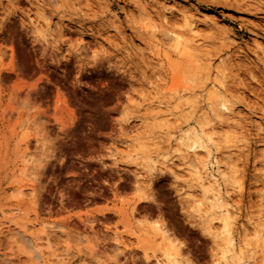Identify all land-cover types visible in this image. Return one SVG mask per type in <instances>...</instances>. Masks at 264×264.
I'll use <instances>...</instances> for the list:
<instances>
[{"label": "rangeland", "instance_id": "374dc122", "mask_svg": "<svg viewBox=\"0 0 264 264\" xmlns=\"http://www.w3.org/2000/svg\"><path fill=\"white\" fill-rule=\"evenodd\" d=\"M184 18L200 29L198 63L182 58L172 41L160 46L150 36L154 23L158 37L164 30L187 32ZM164 52L169 61L152 55ZM219 64L226 67L222 90L234 99V112L219 119L209 113L221 145L215 142L207 158L200 147L177 157L171 165L177 182L161 157L174 149L178 130L199 129L213 79L204 68ZM176 73L198 79L182 81L181 94L172 93ZM159 100L165 109L158 113ZM201 126L209 144L210 130ZM227 126L237 130L233 148H224ZM228 152L238 177L225 183L219 171ZM188 158L205 162V172L217 177L233 210L234 248L252 254L249 264H264V0H0V221L7 226L0 264H40L14 234L17 226L38 232L39 221L61 226L36 241L42 257L68 253V261L49 258L48 264H146L143 243L153 262L166 244L148 231L154 223L179 247L180 264H223V241L202 229L205 214L193 215L177 189L182 184L199 193L185 172ZM20 184H27L20 187L22 200ZM119 235L126 247L115 249Z\"/></svg>", "mask_w": 264, "mask_h": 264}, {"label": "bare ground", "instance_id": "6f19581e", "mask_svg": "<svg viewBox=\"0 0 264 264\" xmlns=\"http://www.w3.org/2000/svg\"><path fill=\"white\" fill-rule=\"evenodd\" d=\"M186 1V0H185ZM181 2V1H180ZM178 3V2H177ZM182 3V2H181ZM186 5H187V3H186ZM189 5V4H188ZM190 6H191V4H190ZM144 8V7H143ZM190 8V7H189ZM192 8V7H191ZM194 9V8H193ZM143 10V9H142ZM144 11H146L145 9H144ZM195 13H196V11H195ZM145 14V13H144ZM148 14V13H147ZM202 15V14H201ZM147 16V15H146ZM203 17H204V15H202ZM207 16V15H206ZM165 17V16H164ZM208 17V16H207ZM206 17V18H207ZM150 18V17H149ZM146 19H147V17H146ZM165 19V18H164ZM185 19V20H184ZM183 20H184V23L183 24H185L186 26H187V28H186V30H187V32H176V31H173V30H164L163 32H161L160 33V36L158 37V36H156L157 34L156 33H154L155 31H156V25H150V30H151V33H152V35L150 34V36L152 37V39H153V41H155V43L157 44V45H160V46H164V45H167L166 43L167 42H170V41H172L174 44H173V47H174V49H176L178 52H179V54H180V56L182 57V58H184L186 61H188L189 63H198L199 61H200V55L198 54V49H200L201 47H202V45H200L199 46V41L201 40V39H199V35H200V33H198L199 31H200V29H199V27L198 28H196L195 27V25L193 24L194 23V21H192V20H189V19H186V18H184ZM152 20V19H151ZM166 20V19H165ZM193 23H192V22ZM163 22H164V20H163ZM73 23V22H72ZM46 24H48V23H46ZM77 24V23H76ZM74 25H75V23H74ZM48 26V25H47ZM77 27L76 28H79V27H81V26H79V25H76ZM197 26V25H196ZM75 27V26H74ZM75 28V29H76ZM72 29V28H71ZM81 29V28H80ZM197 29H199V31L197 30ZM81 32V31H80ZM146 32V31H145ZM147 34H148V32H147ZM156 34V35H155ZM149 35V34H148ZM199 36V37H198ZM149 39H150V37H149ZM151 39V40H152ZM153 44V43H152ZM202 44V43H201ZM150 45V44H149ZM154 45V44H153ZM203 48V47H202ZM152 50V49H151ZM201 52V51H200ZM199 52V53H200ZM201 54V53H200ZM155 58H164V59H166V60H170L169 58H170V56H169V54L167 53V52H164V53H162V54H159V53H156V54H152ZM156 60V59H155ZM203 61V60H202ZM205 61V60H204ZM226 61V60H225ZM207 62V61H206ZM229 62V61H228ZM203 63V62H202ZM208 63V62H207ZM226 63V62H225ZM224 63V64H225ZM149 64V63H148ZM209 64V63H208ZM222 65H223V63H221ZM227 64V63H226ZM188 65V64H187ZM190 65V64H189ZM203 66H204V63L202 64ZM206 66H208L207 64H205ZM150 66H151V64H150ZM192 66V65H191ZM200 66V65H199ZM203 66H201V68H195V69H202L203 68ZM210 66V65H209ZM217 66H219L217 69L215 68L216 66H214V69L212 68V69H208V70H206V68H204L205 69V72L207 71V75L209 76V75H212L213 76V79H212V82L209 84V87H208V90H207V95H206V102H205V106L208 108V114L207 113H202V111H199L198 112V114L201 112L202 114H197L198 115V121L200 120V123L198 122V125H205V126H207L209 129H207L209 132H210V134H208L207 136H206V138H207V142L209 143V144H205L204 143V141H203V135H202V133H203V128H202V126L200 125L199 126V129H196V128H187V129H185V130H178L179 132H177L178 133V136H177V138H176V142H175V147H173L174 149L173 150H170V151H172L171 153H169V154H166V152H164L165 153V155H162V157L161 158H163L162 160H160L159 162H161V164L164 166V167H166L171 173H172V175H174V177H175V180H177V182H179L178 180H179V175H177L176 174V172H174V171H172V168H171V165H173V162H174V160L178 157V159H180L179 158V156H184V155H186L185 153H188L189 151H192V150H194V151H196L195 150V148H197V147H200V148H202V149H205L206 150V158L207 157H210L211 156V147H216V144H215V142L217 143V141L219 142V144L217 145V147L218 146H220L221 145V143H220V141L219 140H217V138H216V128H215V126H213V125H210L209 123L212 121V119L211 118H213V117H215L216 119L218 118H221L223 115H226V117H227V115L229 116V114H230V111H231V103H230V99L231 98H229V97H227L226 96V94H225V91L223 92V86H224V84H223V79H222V76L225 74V72H224V68H226L225 66L224 67H222V66H220V64L219 65H217ZM195 67H198V65L197 66H195ZM205 67V66H204ZM190 68V67H189ZM192 68V67H191ZM194 68V67H193ZM210 68V67H209ZM204 69H202V70H204ZM185 71V70H184ZM226 71V70H225ZM224 72V73H223ZM187 73V72H186ZM205 74V75H206ZM225 76V75H224ZM197 79H198V77H197ZM197 79H195V80H197ZM194 80V76L192 75V76H185L184 75V73H176V74H174L173 76H172V86L170 87V89H169V91L170 92H172V93H177L179 90L178 89H184L183 88V86H182V81H186V82H190V83H193L192 81ZM194 80V83L196 82ZM204 80H208V79H204ZM189 84V83H188ZM207 85V84H206ZM194 87V86H193ZM201 87V86H200ZM207 87V86H206ZM185 88H187L186 86H185ZM187 92H189V89H185ZM182 91V90H181ZM184 91V90H183ZM205 91H206V89H205ZM178 93H180V92H178ZM206 93V92H205ZM181 94V93H180ZM188 94H190V93H188ZM188 94L187 95H185V96H188ZM192 94V93H191ZM178 95V94H177ZM172 96H173V94H172ZM184 96V95H183ZM185 96L183 97V99L185 98ZM193 96H195V95H193ZM177 97H180V96H177ZM194 98H196V97H194ZM171 99V98H170ZM169 99V100H170ZM173 99V98H172ZM176 99H178V98H176ZM180 99H182V97L181 98H179L178 100H180ZM186 99V98H185ZM166 100H168V99H166ZM168 100V101H169ZM178 100H175V103H176V101H178ZM194 100H196V99H194ZM232 101L234 100L233 98L231 99ZM165 101V100H164ZM170 102V101H169ZM179 102H181V101H179ZM179 102H177V103H179ZM189 101L187 100V103H188ZM197 103L196 104H198V101H196ZM190 103V102H189ZM167 104H168V102H167ZM166 104V106H169V104L167 105ZM182 104V103H181ZM180 104V105H181ZM191 104V103H190ZM193 105H194V102L192 103ZM233 104V103H232ZM175 105V104H174ZM183 106L182 107H185L184 105L185 104H182ZM235 105V104H234ZM163 107H165V105H164V103L162 102V101H157V102H155V109L158 111V113H159V111H161L162 109H165V108H163ZM175 107V106H174ZM192 108H193V106H191ZM153 108H154V105H153ZM171 109H172V106L170 107ZM169 108V109H170ZM195 108V110H196V107H194ZM193 108V109H194ZM200 107H198V109H199ZM154 109V110H155ZM176 109V107L174 108V109H172V110H175ZM179 109V108H178ZM179 110H181V109H179ZM190 110V109H189ZM199 110H201V109H199ZM184 111V110H183ZM197 111V110H196ZM204 111V110H203ZM182 112V111H181ZM189 112H191V110L189 111ZM232 112V111H231ZM234 112V111H233ZM232 112V113H233ZM187 113V112H186ZM192 113V112H191ZM191 113H188L189 115L191 114ZM209 113H212L213 115V117H209ZM229 113V114H228ZM155 114V113H154ZM157 114V113H156ZM194 114H195V112H194ZM178 115H180V114H178ZM187 115V114H186ZM189 115H187V116H185L186 118L189 116ZM211 115V114H210ZM157 116V115H156ZM160 117H161V114L159 115ZM191 116V115H190ZM230 116H232V114L230 115ZM158 117V116H157ZM181 117H183V118H181V119H184V116H182L181 115ZM194 117H196L195 115H194ZM225 117V116H224ZM226 117H225V119H226ZM153 118H154V115H153ZM156 118V117H155ZM162 118H163V116H162ZM160 119V120H163V119H165V118H167V117H164L163 119ZM159 119V118H158ZM188 119H190V118H187V120ZM224 119V123H225V120ZM229 119H231V118H229ZM155 120V119H154ZM157 120V119H156ZM168 120V119H167ZM184 120H186V119H184ZM219 121H221V120H219ZM227 121H230V120H228V118H227ZM233 121V120H232ZM232 121H230V122H232ZM235 121V120H234ZM23 122V121H22ZM157 122V121H156ZM159 122V121H158ZM157 122V123H158ZM162 122V121H161ZM160 122V124L161 125H164L165 124V122H167V121H163L164 122V124H162ZM223 122V121H222ZM229 122V123H230ZM195 123V122H194ZM227 123V122H226ZM233 124V123H232ZM158 125V124H157ZM160 125V126H161ZM222 125V124H221ZM220 125V126H221ZM227 125V124H226ZM225 125V126H226ZM160 126H158V127H160ZM180 126V125H179ZM217 126V125H216ZM219 126V125H218ZM222 126H224V125H222ZM224 126V127H225ZM229 126V125H228ZM227 126V128H229L226 132H225V137H224V142L225 143H227L228 145L227 146H224V148H233V147H235V145L234 144H232L233 143V141H234V138H235V136H234V133H236V131L237 130H235V132L232 130V131H230V128L231 127H228ZM234 127L236 128V126L234 125ZM234 128V129H235ZM221 129V128H220ZM224 129V128H223ZM226 129V128H225ZM232 129V128H231ZM239 129V128H238ZM205 131V130H204ZM220 131H222V130H220ZM219 131V133H221ZM239 131V130H238ZM173 133V132H172ZM171 133V134H172ZM239 133V132H238ZM165 134H166V132H165ZM170 134V135H171ZM167 135H169V134H167ZM174 135H176V133L174 134ZM236 135H238V134H236ZM240 135V134H239ZM156 136V135H155ZM163 137V136H162ZM161 137V138H162ZM176 137V136H175ZM223 137V136H222ZM238 137V136H237ZM157 138H158V135H157ZM157 138H152V140H154L155 141V139H157ZM160 138V139H161ZM214 138H216V140L214 139ZM239 138V137H238ZM151 140V141H152ZM159 140V139H158ZM164 140V139H163ZM223 140V139H222ZM221 140V142H223ZM160 141V140H159ZM145 142V141H144ZM149 142V141H148ZM147 142V143H148ZM162 142V141H161ZM173 142V143H174ZM151 144H154V145H159L158 143V141L155 143H152V142H150ZM149 143V144H150ZM224 143V144H225ZM145 144H146V142H145ZM144 144V146H145V148H146V145ZM150 144V145H151ZM245 144V143H244ZM143 145V144H142ZM140 146V147H137V150L138 151H140L139 150V148H141L142 149V147L143 146ZM148 145V144H147ZM222 145H223V143H222ZM237 145V144H236ZM246 146V145H245ZM148 147H153V145L152 146H148ZM160 147V146H159ZM172 147V146H171ZM244 147V146H243ZM161 148V147H160ZM169 148V147H168ZM222 148V147H221ZM238 148V147H237ZM246 148V147H245ZM156 149H159V148H156ZM198 149V148H197ZM217 149V148H216ZM143 150V149H142ZM146 150H149L148 148H146ZM145 150V151H146ZM167 150V149H166ZM165 150V151H166ZM230 151H231V149H229ZM228 150V151H229ZM247 150V149H246ZM150 151V150H149ZM169 151V150H168ZM214 151H216V150H214ZM185 152V153H184ZM142 153V152H141ZM150 153V152H149ZM163 153V154H164ZM182 153H184V155H182ZM215 153V152H214ZM218 153V152H217ZM231 153L233 154L234 153V150H232L231 151ZM231 153H229L228 152V154H227V158H228V161H225V163H226V166H224L225 167V169H220V173L219 174H221L220 176H221V180L223 181V182H228V181H237L236 179V173H237V166L238 165H236V163H235V161H234V159L233 160H231L232 158H231V156H230V154ZM237 153V152H236ZM27 154V153H26ZM26 154L24 155V156H26ZM144 154H146V153H144ZM148 154V153H147ZM137 155H141V154H137ZM137 155H135L136 157H137ZM143 155V154H142ZM141 155V156H142ZM189 155V154H188ZM214 155V154H213ZM226 155V154H225ZM229 155V156H228ZM238 155V154H237ZM141 156H140V158H141ZM157 156V155H156ZM234 155H232V157H233ZM236 156V155H235ZM234 156V157H235ZM136 157H134L135 158V161H137V158ZM139 157V156H138ZM145 157V156H144ZM146 157H147V155H146ZM146 157L144 158V160L146 159ZM185 157V156H184ZM217 157V156H216ZM215 156L214 157H212V158H216ZM233 157V158H234ZM140 158L138 159V161L140 160ZM183 158V157H182ZM190 158H191V156H190ZM190 158H188L186 161H185V164H186V168H185V172H188V174L194 179V180H196V183L194 182L193 183V179L191 180L192 182V185L193 184H195V186H198V189H199V193L198 194H194V192H195V190H194V192H191L190 190L188 191L185 187H184V185L182 186V184L180 185V184H177V186H178V190L180 191L181 190V193L184 195V201H185V203H186V205L187 206H190L191 207V211L193 212V215L194 214H196V213H200V212H202V213H200V214H205V216L203 217H201V220H200V217H199V220H200V224H201V227H202V229L207 233V234H209V235H211L214 239H216V238H219L221 241H223V244H224V248H225V250H223L222 251V260H223V264H249V262H250V260H251V258H252V254H248L247 255V253H248V251H244V248H239V249H236V248H234V244H233V237H232V226L234 225L232 222H234V221H231L233 218H232V216H231V214L233 213H231L230 214V210H232V209H230V210H228V207H227V202L223 199V197H222V193H221V185L218 183V179H217V177H215V176H213L212 174H209V173H207V172H205L206 171V166H205V162H200V161H195L194 162V160H190ZM147 159L149 160V157H147ZM151 159V158H150ZM27 160H28V158H27ZM27 160H26V157H23V162H27ZM143 160V159H142ZM215 160V159H214ZM213 160V161H214ZM227 160V159H226ZM236 160V159H235ZM153 161V160H152ZM151 161V162H152ZM141 162V160L139 161V163ZM143 162V161H142ZM141 162V163H142ZM215 162L216 161H214V163L213 164H215ZM236 162H237V160H236ZM134 163V162H133ZM139 163H137V162H135V166L137 167L138 165H139ZM156 163V162H155ZM154 163V164H155ZM209 163V162H208ZM146 165L147 163H146V161H144V163H142V165ZM150 164V163H149ZM153 164V163H152ZM153 164V165H154ZM160 164V165H161ZM184 164V165H185ZM152 165V166H153ZM160 165H158V167L160 166ZM210 165H211V163H210ZM217 165V164H216ZM225 165V164H224ZM264 165V164H263ZM174 166V165H173ZM134 167V166H133ZM145 167H147V169H148V166H145ZM151 167V166H150ZM149 167V171L150 170H152V169H154V168H150ZM162 167V166H161ZM201 167L204 169H201ZM219 167V166H218ZM217 167V168H218ZM264 167V166H263ZM262 167V168H263ZM135 168V167H134ZM138 168H141V166H139ZM138 168H135L136 170H138ZM144 168V167H143ZM142 168V169H143ZM159 169V168H158ZM157 169V170H158ZM161 169V168H160ZM159 169V171L158 172H162V170H160ZM28 168L25 166V167H23L22 168V172H21V175L23 176V177H25L27 174H28ZM218 170V169H217ZM216 170V171H217ZM135 171V170H134ZM145 171H146V169H145ZM148 171V170H147ZM152 171H154V170H152ZM164 171V170H163ZM166 171V170H165ZM164 171V172H165ZM138 173V172H137ZM163 173V172H162ZM217 174H218V172H216ZM264 173V172H263ZM136 174V173H135ZM151 174V173H150ZM180 174V173H179ZM182 174V173H181ZM239 175V174H238ZM136 176V178H138L137 177V175H135ZM189 176V177H190ZM238 177V176H237ZM140 178V177H139ZM139 178H138V180H139ZM235 178V179H234ZM138 180H136V181H138ZM22 183H24V181L22 180L21 181ZM187 182H188V180H187ZM187 182H185V183H187ZM223 182H222V184H223ZM191 183H190V185H191ZM236 183V182H235ZM197 184V185H196ZM25 185H27V184H20V186H19V190H18V196H19V199L20 200H22L24 197H25V192L23 191V189H20V187H22V186H25ZM189 185V184H188ZM194 186V185H193ZM229 186V185H228ZM225 187H227V184H226V186ZM230 187V186H229ZM188 188H189V186H188ZM230 188H232V187H230ZM230 188H229V190H230ZM27 189V188H26ZM186 189V190H185ZM197 189V188H196ZM25 190V189H24ZM192 190V189H191ZM223 190H224V187H223ZM222 190V191H223ZM27 191V190H26ZM193 191V190H192ZM226 192H228L227 190H226ZM225 195H226V193H225ZM227 195H228V193H227ZM16 196V194L14 195V197ZM17 197V196H16ZM143 198V197H142ZM225 198V197H224ZM229 198V197H228ZM139 201H140V199H139ZM229 203V202H228ZM229 205V204H228ZM231 207V206H230ZM229 207V208H230ZM233 211V210H232ZM217 213H219L220 215V217H214V215H216ZM197 216H198V214H196ZM200 216V215H199ZM232 218V219H231ZM37 224H39V225H41V228L39 229V231L38 232H36V233H34V232H32V233H30V232H28L27 231V229H26V227H24V226H17L16 228H15V235H18L17 237H19V239L18 240H21L25 245H27L28 247H30L31 248V250H32V257L33 258H35L37 261H38V263H40V264H48L49 263V258H52V259H55V260H58V261H62V262H65V261H68V253L67 252H64V253H62V254H54V253H52V254H50L49 255V257L48 258H43L42 257V253L40 252V250L38 249V246H37V243H36V241H38V240H40L41 239V237L43 236V235H46L45 234V229H51V230H54L55 228H57V227H61V226H57V224H51V223H45V222H41V221H39V223H37ZM155 225L154 226H152L151 228H150V230H148V231H150V232H153L154 233V235H157V234H159L160 236H161V240H163V241H165L166 242V244H164V248L163 249H161L160 250V254H159V257H156L154 260H153V262H149L148 260V256L147 255H149L148 254V250H150L149 248L150 247H148L146 244H142L141 245V250L143 251V253H144V258H145V260H146V264H180V260H179V258H178V249H179V247H177L173 242H172V240H170L169 238H168V236H166V234H165V232L163 231V230H161L158 226H157V224L156 223H154ZM4 228H7V226L5 227V224H4V222L3 221H0V233L2 232V230H4ZM63 228V227H62ZM61 228V229H62ZM161 233H160V232ZM258 230H256L255 231V235H254V238H256V237H258ZM132 234H134V232L132 231L131 232ZM147 233L148 232H144V231H141V234L144 236H146L147 235ZM247 235V234H246ZM17 239V238H16ZM156 239V238H155ZM46 241H47V238L45 239ZM21 243V242H20ZM22 244V243H21ZM119 247H123V248H125L126 246H125V242H124V240H123V237L121 236V235H119L118 236V239L116 240V242L114 243V248L115 249H119ZM260 252H261V255H262V257L264 258V248H261V250H260ZM229 253V255H227ZM152 261V260H151ZM190 263V262H189ZM189 263H187V264H189Z\"/></svg>", "mask_w": 264, "mask_h": 264}]
</instances>
